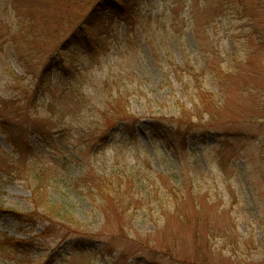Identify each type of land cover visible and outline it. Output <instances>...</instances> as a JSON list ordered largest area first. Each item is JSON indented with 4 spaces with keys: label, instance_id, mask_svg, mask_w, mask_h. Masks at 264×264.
Segmentation results:
<instances>
[{
    "label": "rangeland",
    "instance_id": "rangeland-1",
    "mask_svg": "<svg viewBox=\"0 0 264 264\" xmlns=\"http://www.w3.org/2000/svg\"><path fill=\"white\" fill-rule=\"evenodd\" d=\"M64 1L0 0V106L12 99L28 104L46 133L68 130L72 136L67 144L53 142L31 129L22 138L38 156L29 163L52 168L48 198L69 215L55 218L44 237L49 224L38 216H0V264H264V0H239L248 7L243 13L234 0H112L146 15L132 33L112 12H92L101 0H91L78 22L73 17L80 13ZM112 18L107 55L91 61L79 49L67 60L76 56L78 65L91 67L84 88L91 100L132 89L137 138L105 148L83 144L79 136L100 120L92 126L86 110L62 115L50 107L65 88L64 63L53 65L41 94L22 95L12 73L31 89L39 79L20 62L11 36L21 27L30 30L34 21L52 47L57 41L50 32L97 34ZM37 58L42 70L48 56ZM200 88L209 99L205 105L197 99L194 109L190 100ZM178 102L196 124L186 146L176 134L183 111ZM2 114L0 207L29 213L35 181L11 180L3 171L6 156L20 154L4 129L27 125L23 117L14 125L11 112L0 109ZM55 145L54 156L47 155ZM136 173L143 188L134 185ZM95 176L116 186L104 199L83 187L82 179ZM5 236L25 240L26 247L7 256Z\"/></svg>",
    "mask_w": 264,
    "mask_h": 264
},
{
    "label": "trees",
    "instance_id": "trees-1",
    "mask_svg": "<svg viewBox=\"0 0 264 264\" xmlns=\"http://www.w3.org/2000/svg\"><path fill=\"white\" fill-rule=\"evenodd\" d=\"M231 3L239 6L238 12L243 10L241 13L246 12V8H248L246 3L239 0H234ZM64 4L69 11H74V14L76 12L80 13L73 17V20L76 22L84 16L86 9L93 6L91 0H65ZM113 8L114 10H111ZM119 8H121V10H119ZM95 9H97L99 14L105 11H109V14L112 12V15L115 18L118 17L121 22L129 26V33H132L133 28L146 17L140 9L137 10L135 7H128L120 1L101 0L93 8L92 12L95 11ZM152 15L153 14L150 12L149 16L151 19ZM106 22L107 24L104 26L103 30L100 33L99 30L97 34L91 32L92 34L83 35L79 32H72L70 34L67 33L63 37L58 32L59 30L50 32L49 37L53 35L52 40L57 41L52 47L47 44V38L43 39L42 36L38 34L37 24L34 21L30 30L22 29L21 27L16 33L12 34L11 41L19 55L20 62L31 75L39 79V82L35 88L31 89L24 84V80L20 78L18 74L12 73L11 78L18 85L19 88L17 89H22V95L27 97L28 93H31L35 97L38 92L41 94L46 90L48 80L52 76L53 65L59 63L58 61L64 63V67L60 71V76L63 79L60 80L63 82L65 88L64 91L51 103V109L62 115H76L81 111L86 110L88 112V117L92 120V126H94L96 121H100L95 128L90 127L86 129L82 127V129L79 130V136L81 140L84 141L83 144L89 143L90 145H102V147L108 148L116 147V145L121 143L122 140L127 142L137 138V129L135 127L139 119L136 118V115H133L131 111L130 98L132 95V89L127 88L124 92L119 90L116 94H114L115 92H108L110 94L109 97H100L99 100L96 101L91 100L84 89L86 86L85 83L88 81L85 72L89 71L91 67L78 65L77 63H81L82 60L76 56H72L71 62L67 63L69 55L73 54L74 50L80 49L82 55L90 56L91 61L101 55L108 54L112 43L111 38H113L114 19L112 18L110 21ZM18 35L20 36L18 37ZM116 39L118 41V36H116ZM126 39L127 42L128 40L130 41V36L128 34L124 40ZM37 55L48 56L42 70H39L37 65ZM223 73L224 71H220L217 76ZM220 86L221 90H224V85ZM207 94V90L202 88L199 89L195 98L190 100L194 105V109H196L197 99L201 100L204 105L207 103L209 99ZM18 103L19 106L17 105ZM20 103L21 102L14 99L3 100V103L0 106V109H3L5 114L11 112V114L14 115V125L21 117L24 118V126L27 125L26 128L23 129H15L13 125H11L12 127L4 129V132L9 136L10 141L18 150L20 149V154L17 158L6 156L4 159L3 171L8 174L11 180H28L32 178L35 181L36 186L31 197L34 210L29 213H24L0 207V216L6 214L23 215L29 217V221L38 216L49 224L41 235V237H44L48 235L50 230L54 227V219H68L69 212L64 210L62 204H57L56 207L52 206L48 198L51 194L50 190H48V182L53 170L48 165L36 168L34 164L29 163L30 158H35L36 161L38 156L31 149L30 143L22 138L27 137V131H30L31 129L41 135H45V137L49 135V137L53 138L51 139L53 142H55V138H58L60 141H63V143L67 144L71 141L72 136L71 132L68 130H62L58 133H46L42 130V124L40 121L30 114V105L27 104V107H25L26 104L21 106ZM178 106L182 107L183 111L179 114V119L176 118L180 123V127L176 134L182 136V142L186 146L189 137L194 136H192V131L196 124H193L192 120L187 119L186 113L189 112L186 110V104L178 102ZM92 112H94V114H92ZM0 118L6 119L3 114L0 115ZM101 120H103V122ZM8 125L10 124L8 123ZM183 125L185 126L184 129H182ZM25 131L26 136H21ZM119 136L121 137L120 140H118ZM58 147L60 146L55 145L53 148H50V154L47 155L54 156L53 153L56 152ZM93 178H97V180L91 178L89 181H85V179H82L83 187H85L87 191L93 190L95 195L101 196L102 199L105 198V193L110 191L111 187L116 188L115 184H112V180H109L107 177L95 176ZM132 178L135 181L134 185L136 187H144V180L139 178L138 173L132 175ZM138 183L140 186H138ZM120 190V187L115 189L116 192H119ZM120 193L125 199H127L126 192L121 190ZM173 196L179 199L178 194L174 193ZM177 198H175L176 201L174 200L176 202L175 213L181 218L182 216L180 215ZM187 221L188 220L185 218L182 222L186 223ZM4 240H6V246H8L7 250L4 251L7 256L10 255V250L17 253L19 249H24L26 247V241L22 239L5 236ZM23 251L25 252V250Z\"/></svg>",
    "mask_w": 264,
    "mask_h": 264
}]
</instances>
